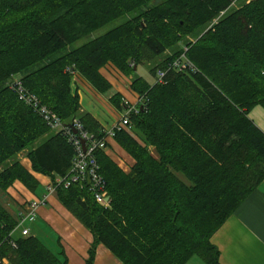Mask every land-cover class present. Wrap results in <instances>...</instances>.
I'll return each mask as SVG.
<instances>
[{
	"label": "trees",
	"instance_id": "16d2710c",
	"mask_svg": "<svg viewBox=\"0 0 264 264\" xmlns=\"http://www.w3.org/2000/svg\"><path fill=\"white\" fill-rule=\"evenodd\" d=\"M232 2L0 0L2 191L20 181L36 192L33 171L64 176L74 156L63 132L19 99L12 76L21 74L25 87L65 123L78 117L94 133L101 126L81 110L74 74L107 93L112 86L100 69L111 62L133 75L141 98L131 127L114 138L134 159L130 169L106 150L97 152L109 205L78 184L57 188L60 202L93 235L86 264H94L98 244L123 264H186L194 256L220 264L213 234L264 180V131L249 115L264 107V0L233 9ZM129 12L122 24L74 46ZM185 47L195 70L170 69L165 83L134 76L139 64L164 55L151 67L156 76ZM110 100L125 109L120 93ZM22 151L31 170L19 158ZM16 225L17 216L0 202L1 257L11 264H69L64 249L54 252L33 229L11 234Z\"/></svg>",
	"mask_w": 264,
	"mask_h": 264
},
{
	"label": "crops",
	"instance_id": "0c3cea01",
	"mask_svg": "<svg viewBox=\"0 0 264 264\" xmlns=\"http://www.w3.org/2000/svg\"><path fill=\"white\" fill-rule=\"evenodd\" d=\"M100 72L111 83L112 88L107 93L96 90L78 73L74 74L72 79V92L79 95L81 110L90 113L98 121L99 126L107 127L119 120L125 111L119 109L110 100L114 93H120L122 99L128 100L132 105L140 101V96L132 89L133 75L125 74L111 62L102 67ZM254 109H257V105L250 110L249 115L256 123L257 120L252 116ZM257 123L264 131V126ZM115 145V140L110 139L106 149L110 157L113 150L109 147L113 148ZM19 158L31 170V162L25 151L19 154ZM118 165L126 171L130 169L123 163ZM33 174L39 181L36 192L29 190L20 181H15L4 191L0 189V202L15 217L26 200L47 194L46 184L50 180L49 176L34 171ZM35 224L38 236L44 232L45 227L58 236V249H64L69 264H86L93 235L60 202L56 193L50 194L46 204L40 207L37 220L30 225L31 229ZM211 241L220 251V264H264V180L213 234ZM94 264H123V262L104 244H98ZM186 264L207 263L201 257L194 256Z\"/></svg>",
	"mask_w": 264,
	"mask_h": 264
},
{
	"label": "built area",
	"instance_id": "2783aa9c",
	"mask_svg": "<svg viewBox=\"0 0 264 264\" xmlns=\"http://www.w3.org/2000/svg\"><path fill=\"white\" fill-rule=\"evenodd\" d=\"M236 1L233 0L232 4H235ZM246 1L251 2L252 0ZM186 51L187 47L184 48V52L179 57L170 63L166 70L158 71L155 83H165L166 73L170 69L177 71L195 70V66L188 58ZM11 87L18 93L20 100L38 110L54 131L63 132L68 142L74 147V156L68 173L64 176L58 175L55 178L49 176L50 180L46 184L47 194L43 197L28 199L24 202V205L19 208L17 225L11 234L19 232L21 235H28L31 233L30 224L37 220L40 207L46 204L50 194L57 192L58 186L69 188L72 185L78 184L86 187L97 203L109 205L111 198L107 182L101 173L97 152L106 150L110 139H114L119 131L131 127L130 114L139 111L138 103L141 101V98L136 105H132L128 100H125V111L120 119L111 126H101L100 132L94 133L89 131L78 117H74L69 123H65L56 112L49 106L42 104L38 96L25 87L21 77L13 78ZM12 244L14 247L17 246L14 241H12ZM0 264H7V258L0 256Z\"/></svg>",
	"mask_w": 264,
	"mask_h": 264
},
{
	"label": "rangeland",
	"instance_id": "374dc122",
	"mask_svg": "<svg viewBox=\"0 0 264 264\" xmlns=\"http://www.w3.org/2000/svg\"><path fill=\"white\" fill-rule=\"evenodd\" d=\"M244 1L245 0H237L235 2V4H233L231 6V8L233 9V8L239 6L240 3H243ZM153 3H155V2H153ZM132 16H133V13L132 12H129V13H126L125 15H123V16H121L119 18H116V19L110 21L109 23H107L103 27H101L98 30L94 31L91 36L86 37V38H83V39L79 40L78 42H76L74 44V46H78V45L82 44L88 38L96 37V36H99V35H102V34L106 33L110 29H112V28H114V27L122 24L123 22H125L126 20H128L129 18H131ZM186 39L195 40V38H191V37H188ZM181 47H183V43H180L178 45V48H181ZM168 53H169V51H168ZM163 57H164V55L160 56L159 58L153 59L151 62H143V63L139 64L138 65V69L133 71L134 76H138V75L140 76V75H142L150 83H155L156 76L151 72V67L153 65L159 63V61ZM15 77H21V74L12 76L11 79L9 80V84L11 83L12 79L15 78ZM254 110H252V116L255 118V120H257V122H259V124H262V126H264V107L261 106V105H257V109L255 111ZM41 140L42 139H40L39 141H41ZM109 149H112L113 150V153H111L112 159L117 164H121L122 165V163H123L124 166H128L130 168V166L134 163V159L131 157V155L118 142H116L115 147H113V148L109 147ZM153 151H154V149H153ZM36 224L35 225H32L33 232L35 234H37V226H36ZM43 231L44 232L43 233H40L41 235H39V237L54 252H58L59 251V249H58V247H59V245H58V236L56 234H54L52 232V230H50L48 227H45ZM17 234H19V232H17ZM7 264H11L9 262V259L8 258H7Z\"/></svg>",
	"mask_w": 264,
	"mask_h": 264
},
{
	"label": "bare ground",
	"instance_id": "6f19581e",
	"mask_svg": "<svg viewBox=\"0 0 264 264\" xmlns=\"http://www.w3.org/2000/svg\"><path fill=\"white\" fill-rule=\"evenodd\" d=\"M51 128V127H50Z\"/></svg>",
	"mask_w": 264,
	"mask_h": 264
}]
</instances>
